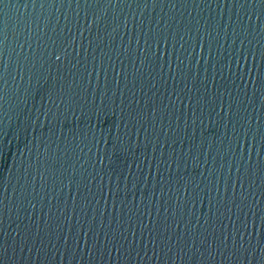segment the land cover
Returning a JSON list of instances; mask_svg holds the SVG:
<instances>
[{
  "label": "water",
  "instance_id": "obj_1",
  "mask_svg": "<svg viewBox=\"0 0 264 264\" xmlns=\"http://www.w3.org/2000/svg\"><path fill=\"white\" fill-rule=\"evenodd\" d=\"M0 264H264V0H0Z\"/></svg>",
  "mask_w": 264,
  "mask_h": 264
}]
</instances>
